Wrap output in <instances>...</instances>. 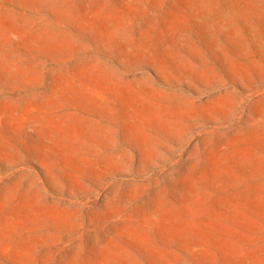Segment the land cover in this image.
Segmentation results:
<instances>
[{"label": "rangeland", "instance_id": "rangeland-1", "mask_svg": "<svg viewBox=\"0 0 264 264\" xmlns=\"http://www.w3.org/2000/svg\"><path fill=\"white\" fill-rule=\"evenodd\" d=\"M0 264H264V0H0Z\"/></svg>", "mask_w": 264, "mask_h": 264}]
</instances>
